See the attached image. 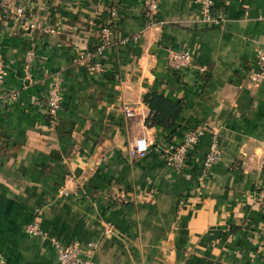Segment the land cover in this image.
<instances>
[{
    "label": "crops",
    "instance_id": "crops-1",
    "mask_svg": "<svg viewBox=\"0 0 264 264\" xmlns=\"http://www.w3.org/2000/svg\"><path fill=\"white\" fill-rule=\"evenodd\" d=\"M13 1L22 19L0 10L4 90L16 92L0 103V264H56L58 246L88 244L92 264H264V78L249 81L264 0H213L219 25L200 21L196 0H157L152 28L141 0H119L101 75L79 56L97 45L110 0ZM168 51L196 69L171 74ZM54 83L63 99L50 132ZM150 92L182 104L178 127L217 132V163L204 168L206 135L182 171L164 165L153 150L163 133L145 125ZM138 139L151 147L140 160L129 156ZM34 223L43 236L26 232Z\"/></svg>",
    "mask_w": 264,
    "mask_h": 264
},
{
    "label": "built area",
    "instance_id": "built-area-1",
    "mask_svg": "<svg viewBox=\"0 0 264 264\" xmlns=\"http://www.w3.org/2000/svg\"><path fill=\"white\" fill-rule=\"evenodd\" d=\"M200 10V21L205 24L219 25L222 17H217L214 14L213 0H196ZM119 0H110L107 7V23L99 27L98 40L95 50L86 52L79 56V61L85 63L89 67L92 74L101 75L105 70L103 65L98 61L104 52L114 42L112 29L110 24L117 21L119 12ZM143 14L145 17V28L157 27L160 25L157 21L158 1L157 0H141ZM0 10L8 16H14L17 19L24 17V10L16 6L13 0H0ZM32 29L34 26L29 25ZM141 34L135 36L132 41H138ZM126 42V41H124ZM33 59V53L28 51L25 54V68L30 67ZM166 65L169 71L181 73L186 70L196 69L192 57L187 52L168 51L166 58ZM256 71L249 75V81L253 85H258L264 78V54H260L256 60ZM203 72L202 69H199ZM5 72L0 60V103L14 104L16 101V92L4 90ZM62 93L58 83L50 86L46 92L45 105H46V129L53 132L57 126L58 113L61 110ZM123 114L127 119L137 117V111L133 107H124ZM210 135V143L208 152L204 160V168H209L219 160L218 152V135L217 132H208L205 128H198L188 131L176 144H164L156 149L160 152L164 165L173 169L176 172L183 170L187 153L189 150L198 146L200 140L206 135ZM150 145L145 139L135 140L129 150V156L133 159H143L150 152ZM258 201L264 205V190H260L258 194ZM26 232L34 237L43 236L37 224L29 225ZM95 252V245L88 244L87 247H70L63 248L58 246L56 248V264H92V259Z\"/></svg>",
    "mask_w": 264,
    "mask_h": 264
},
{
    "label": "trees",
    "instance_id": "trees-1",
    "mask_svg": "<svg viewBox=\"0 0 264 264\" xmlns=\"http://www.w3.org/2000/svg\"><path fill=\"white\" fill-rule=\"evenodd\" d=\"M108 19L106 18L102 24L107 23ZM158 21V18H157ZM117 22H113L110 24L112 29V33L116 28ZM96 48V46H95ZM94 48V50H95ZM182 52V51H179ZM177 76L176 72H171ZM144 104L149 110L148 118L145 122L146 127L154 128L158 131L163 133L162 137L160 138L159 142L154 146L153 150L160 156L162 159V155L160 152H157L156 149L160 148V146L164 144H176L181 138L188 132L194 129L202 128L196 127L187 130L186 128H180L177 126V122L180 119V116L183 112V106L179 102H174L170 98L164 97L156 92L148 93L143 100ZM208 135V134H206ZM206 135L203 137L205 138ZM202 138V139H203ZM201 139V140H202ZM200 140V142H201ZM199 142V143H200ZM219 147V146H218ZM209 148V147H208ZM192 150V149H191ZM189 150L188 153L191 151ZM187 153V155H188ZM187 159V157H186ZM162 162L164 163L163 159Z\"/></svg>",
    "mask_w": 264,
    "mask_h": 264
}]
</instances>
